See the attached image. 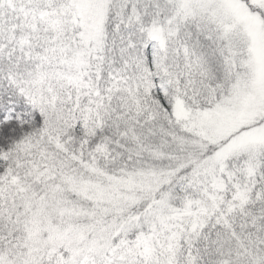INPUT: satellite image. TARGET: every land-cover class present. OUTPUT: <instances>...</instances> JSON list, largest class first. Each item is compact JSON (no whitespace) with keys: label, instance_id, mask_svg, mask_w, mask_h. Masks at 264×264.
<instances>
[{"label":"snow or ice","instance_id":"1","mask_svg":"<svg viewBox=\"0 0 264 264\" xmlns=\"http://www.w3.org/2000/svg\"><path fill=\"white\" fill-rule=\"evenodd\" d=\"M0 264H264V0H0Z\"/></svg>","mask_w":264,"mask_h":264}]
</instances>
